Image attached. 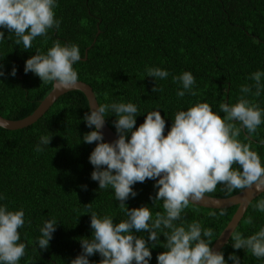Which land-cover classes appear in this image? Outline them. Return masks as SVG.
<instances>
[{
	"label": "trees",
	"instance_id": "obj_1",
	"mask_svg": "<svg viewBox=\"0 0 264 264\" xmlns=\"http://www.w3.org/2000/svg\"><path fill=\"white\" fill-rule=\"evenodd\" d=\"M56 19L59 28L49 29L47 37L33 41L30 50L15 43L16 37L0 28L5 39L0 41V64L5 75L0 77V116L17 121L37 108L49 94L53 82L43 84L34 73H25L27 59L39 50L46 54L54 42L75 44L82 59L73 65L79 81L89 85L97 103H133L138 108V128L150 111L159 110L166 120L165 135L170 131L178 111L187 110L199 102H207L213 111H220L221 103L235 104L241 96L264 109V90L256 97L244 94L241 86H253L250 79L256 71L264 72V0H57ZM9 36L11 38H9ZM87 56L84 59L85 51ZM13 67L17 73L11 75ZM148 68L169 72L166 79L147 77ZM191 72L195 77L193 96L187 91L184 97L177 92L184 90L182 83L173 76ZM264 84V77H262ZM163 91L153 92V87ZM253 87V93L255 92ZM107 97V98H106ZM89 112L84 95L79 91L68 92L31 126L8 131L0 128V206L8 210L25 212V224L19 229L25 243L24 257L18 264H71L82 253L80 238H91L90 212L98 216L111 215L114 223L127 219L116 201L114 190L99 189L91 179L95 170L89 157L96 143L83 142V136L94 130L84 121ZM106 124L117 135L111 111ZM241 127L238 139L251 145L264 163V123L254 134ZM52 136L49 146L35 148L41 136ZM130 139V135H129ZM156 181L147 180L133 186L137 195L130 197L127 207L149 206L155 214L163 212L162 202L153 206L151 199L158 189ZM83 186H87L86 190ZM224 185H218L213 198H228ZM264 199V193L253 200L234 231L245 237L264 227V213L254 205ZM237 207L220 210L205 209L190 204L182 214L185 226L193 221L214 231L213 243L231 220ZM215 211L217 216L209 213ZM251 216L253 223L246 224ZM58 222L49 247L40 249L38 240L41 228L50 219ZM178 225L181 221L176 222ZM148 240L149 232H135ZM166 238L152 247L149 264H158L157 256L167 249L162 246ZM212 243V245H213ZM230 239L221 249L228 264L233 253L240 264H264L245 249H234ZM211 245V246H212ZM99 253L90 256V264H99Z\"/></svg>",
	"mask_w": 264,
	"mask_h": 264
},
{
	"label": "clouds",
	"instance_id": "obj_2",
	"mask_svg": "<svg viewBox=\"0 0 264 264\" xmlns=\"http://www.w3.org/2000/svg\"><path fill=\"white\" fill-rule=\"evenodd\" d=\"M57 0H0V28L7 29L16 37L15 43L30 50L33 41L40 36L47 37L49 29L59 28L56 19ZM9 38H11L9 36ZM5 34L0 31V41ZM82 56L77 45H62L56 41L46 54L37 50V54L27 59L25 73L32 72L43 84L54 82V86L65 91L75 88L79 83L77 70L73 65L81 61ZM4 65L0 64V77L5 75ZM17 73L13 67L11 75ZM169 72L160 68H148L147 77L155 80L166 79ZM264 72L252 73L253 86L243 85L240 91L259 97L264 90L262 84ZM174 82L182 83L183 89L177 92L184 97L185 92L195 96L193 91L195 77L191 72L173 76ZM253 87L255 92L253 93ZM153 92H162V88L153 87ZM107 98V97H106ZM224 116L213 111L207 102H199L187 110L178 111L170 131L165 135L166 120L159 110L150 111L139 127H136L138 108L133 103L90 104V114L84 121L94 130L83 136V142L96 143L89 161L94 166L91 179L97 181L99 189L114 190L119 208L127 219L114 223L111 215L98 216L92 210V204L86 205L90 212L91 238H80L82 253L71 264H90L89 257L97 253L102 259L99 264H149L152 247L160 243V236L166 238L162 244L167 250L157 256L158 264H228L224 253L212 248L214 231L204 228L198 221L183 223L182 215L190 204H199L214 193L218 185H224L226 191L253 189L264 193V163L259 154L248 143L238 137L241 127L254 134L264 123V109L257 103L241 96L235 104H220ZM117 117L113 121L118 139L105 142L103 128L107 114ZM130 135V139H129ZM52 136H41L35 151L44 150L41 145L49 146ZM154 180L158 192L151 199L153 206L162 202L163 212L153 214L149 206L127 207L126 201L137 193L133 186ZM86 190L87 186H83ZM4 199V197H0ZM256 211L264 213V199L254 205ZM226 211L221 209L219 216ZM217 216L215 211L209 213ZM181 221L178 225L176 222ZM249 216L246 224L251 225ZM25 224V212L10 211L6 205L0 206V264H18L25 255L26 244L20 242L19 229ZM58 222L53 218L45 222L38 240L40 249H47ZM135 232H149L146 240L136 236ZM234 249H245L256 258H264V227L245 237L239 231L231 233ZM234 264H240L235 253L229 256Z\"/></svg>",
	"mask_w": 264,
	"mask_h": 264
},
{
	"label": "water",
	"instance_id": "obj_3",
	"mask_svg": "<svg viewBox=\"0 0 264 264\" xmlns=\"http://www.w3.org/2000/svg\"><path fill=\"white\" fill-rule=\"evenodd\" d=\"M86 56H87V50L85 51L83 60H85ZM72 91H79L84 95L88 104V108L90 107L91 103L94 106L98 105L92 88L86 83L79 81L78 85L75 88L65 91H60L54 86V82H53L51 91L39 103V105L33 111L32 114L17 121L8 120L0 116V128L8 131H17L31 126L52 107V105L58 100L59 97ZM89 112H90V108H89ZM102 131L104 134L105 142H114L116 139H118V136L108 127L107 124H105V127L103 128ZM262 194L263 193L255 192L254 188L245 189L243 191H240L238 194L228 198L209 197L201 201L199 204H192L197 207L212 209V210H221V209H228L231 207H237L231 220L228 222L226 227L223 229L221 234L213 243L212 248L214 251H221L223 246L230 239L231 233L237 228L239 222L243 218L250 203Z\"/></svg>",
	"mask_w": 264,
	"mask_h": 264
}]
</instances>
